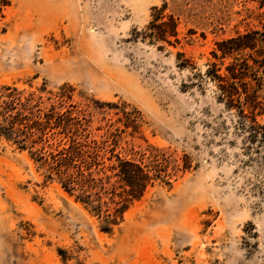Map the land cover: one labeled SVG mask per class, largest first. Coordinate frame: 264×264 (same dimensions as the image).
Wrapping results in <instances>:
<instances>
[{
    "label": "rangeland",
    "instance_id": "374dc122",
    "mask_svg": "<svg viewBox=\"0 0 264 264\" xmlns=\"http://www.w3.org/2000/svg\"><path fill=\"white\" fill-rule=\"evenodd\" d=\"M164 5L179 42L146 36ZM252 29L264 0H0V264H264V143L206 75ZM119 158L161 178L128 199Z\"/></svg>",
    "mask_w": 264,
    "mask_h": 264
},
{
    "label": "trees",
    "instance_id": "16d2710c",
    "mask_svg": "<svg viewBox=\"0 0 264 264\" xmlns=\"http://www.w3.org/2000/svg\"><path fill=\"white\" fill-rule=\"evenodd\" d=\"M154 11V19L149 26L150 32H146V36L150 37L153 43L166 41L172 44L171 37H175L179 42L177 18L173 14H165V5L162 8L154 7ZM245 52H248V57H244ZM213 53L218 59L233 58V61L225 66L226 71L223 73L219 62H211L206 70V75L217 85L219 101L224 102L229 109H237V113L245 120L242 121V124L248 133L249 142L256 143L257 146L261 145L264 143V123L259 122L257 116L264 114V100L260 98L259 90L256 86H253L252 81L257 78L259 68L264 66V30L252 29L224 39L217 43V48ZM254 53L261 56L262 59L255 58ZM248 58L253 59L254 62H249ZM247 107L250 109L251 115L246 112ZM9 122L8 125L2 127L12 135L17 136V131H20L17 118H12ZM25 127L30 128L29 122H26ZM20 147L26 148L25 142ZM69 149H71V146ZM60 153L62 155V159L58 161L60 170L61 167L68 169L70 165L77 167V160L71 157L72 154L67 148H63ZM119 160L120 163L114 166L113 169H118L117 174L121 177V181L129 187V189L124 190L128 195L126 198H141L148 186L156 179L161 178L159 172L152 173L137 162L120 158ZM89 175L91 179H95L92 172ZM81 176L85 178L87 175L83 171ZM84 178L79 180L76 176L67 174L64 176L62 184L67 191L71 192L78 186L85 188ZM110 221L116 224L117 215L111 218ZM110 228V226H106L104 229L109 230Z\"/></svg>",
    "mask_w": 264,
    "mask_h": 264
}]
</instances>
